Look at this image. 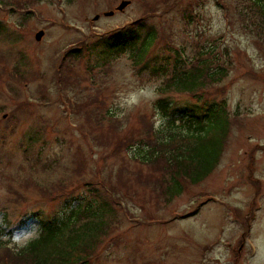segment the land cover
<instances>
[{
  "label": "rangeland",
  "instance_id": "rangeland-1",
  "mask_svg": "<svg viewBox=\"0 0 264 264\" xmlns=\"http://www.w3.org/2000/svg\"><path fill=\"white\" fill-rule=\"evenodd\" d=\"M122 1L25 0L22 6L29 4L30 18L22 28L17 26L24 11L0 5V24L15 42L0 41V226L6 225L0 234L13 235L9 250L23 247L39 232V220L30 218L33 213L47 216L70 197L89 198L84 182L109 190L111 181L118 191L109 190L117 196L112 206L121 224L89 264H264V57L262 41L240 28L244 11L237 14L249 0H179L165 11L163 0H128L119 11ZM141 1L155 8L148 17L160 28L161 40L151 56L166 45L179 46L191 58V49L208 42L219 54L229 46L232 64L216 91L226 99L230 114L238 112L221 161L203 182L186 185L169 206L156 205L138 182L150 171L131 160L136 151L130 150L141 124L144 135L165 122L153 107L160 80L138 74L126 55L98 60V38L147 14L149 8ZM184 10L193 18L188 26L182 20L188 14ZM248 12L251 20L257 19ZM39 31L44 36L37 42ZM79 43L91 47L77 66L62 63L72 84L59 94L55 67L67 48L78 49ZM14 69L17 76L10 73ZM38 89L48 101H40ZM64 92L69 104L61 100ZM93 95L99 96L95 104ZM173 99L177 110L194 105L190 95ZM106 110L118 118L108 124L115 140L133 137L129 148L115 151L116 142L110 144L102 119ZM41 118L49 125L40 133L41 143L23 152ZM36 159L39 165L32 169ZM40 164L51 168L43 171ZM122 170L127 171L128 190L117 178ZM0 256L10 264L4 252Z\"/></svg>",
  "mask_w": 264,
  "mask_h": 264
},
{
  "label": "trees",
  "instance_id": "trees-1",
  "mask_svg": "<svg viewBox=\"0 0 264 264\" xmlns=\"http://www.w3.org/2000/svg\"><path fill=\"white\" fill-rule=\"evenodd\" d=\"M24 1L18 0L16 1L18 4L14 5L8 3V0H0L1 7L17 8L24 11V15L20 17L18 28L24 27L30 18V13L27 10L29 4L26 3L22 6ZM67 1L68 4H71L75 0ZM176 1L179 0H163L164 11L168 10ZM143 2L149 3L147 0H143ZM248 3L245 7L249 8L243 7V10L237 11V14L244 11L241 16V19H244L241 21L240 28H248L249 34L257 42H263L259 44L264 57V0H249ZM141 5L143 8H149L147 11L149 15L142 13L133 22L117 28L111 27V32L107 31L105 37L102 35L98 38L101 42L99 47L102 50L98 56L102 58L98 60L104 62L126 55L130 59L132 68L137 70L138 74H145L151 79L160 80L157 90L159 96L153 107L165 122L159 128L151 126L147 134L144 135L140 134L144 129L141 124L137 141L130 145V150L136 151L131 160L145 166L150 171L149 175H144L145 180L141 178L138 182L144 184L142 186L148 188L152 193L151 197L154 198L156 205L169 206L175 198L182 194L186 185L195 186L203 182L221 161L224 145L231 133L232 123L234 120L236 121L238 112L230 114L226 99L218 96L216 91L228 78L232 64L229 46L223 47L222 53L219 54L216 46L208 44V42L200 49L198 47L196 51L191 49V58H188L185 52L182 54L179 46H175L174 49L166 45H164L165 51L162 50L158 55L151 56V49L161 40L159 38L160 28L155 20L153 22L148 17L151 13L156 12L155 8L151 5L146 6L142 1ZM248 11L256 14L257 19L251 20ZM184 12L188 13L185 10ZM188 14L182 16V20L187 26L193 23L191 14ZM5 33L4 26L0 24V41L15 43ZM75 44H78V41ZM198 45L196 44V46ZM90 47L91 44L79 43L78 49L68 47L63 57L59 58V64L55 67L59 94L63 92L62 90L69 88V84H72L71 76L62 70V63L67 62L70 67L77 66L86 56L84 52L89 51ZM65 59L66 61H64ZM10 73L17 76L19 71L14 69ZM62 74L63 77H61ZM211 90H214V94H211ZM184 94L193 98L194 105L177 110L173 103V96ZM37 95L42 97L40 101H48L42 91H39ZM66 97L65 92L61 94V100L64 99L68 103ZM98 98L99 96L93 95L90 101L95 104ZM81 104L82 102L78 100L79 111ZM102 119L105 120L110 144L113 141L116 142L114 150L120 151L122 148H129L128 143L133 139L131 135L128 138L115 140L114 133H111L108 128V124L118 118L111 116L106 110ZM41 122L39 121L36 126L38 129L27 138L23 152H26L28 147L32 148V146L41 143L40 133L49 127L48 124H45L44 119L41 118ZM113 129L115 132L117 126L115 128L113 126ZM38 165L39 159H36L32 164V169H36ZM40 167L43 171H48L51 168L48 164H40ZM126 173V170L120 171L117 178L122 183V187L128 190L129 188H125L128 183V179L124 177ZM91 184H93L92 181L82 184L86 188L87 192L85 193L90 195L89 198L78 196L75 200L70 197L60 204L58 210L47 216L33 213L30 217L29 214L28 217L39 220V232L36 238L25 246L9 250L6 246L4 247L5 243L2 239L7 237L9 242L11 234H0V255L4 252L5 259L10 264H89L91 257L109 238L113 230L121 224L112 206L113 202L117 203V196L113 193H118V191L111 181H107V184L113 193L106 188H92ZM57 188L65 187L57 184ZM21 221L24 222L23 219ZM5 226L4 224L0 228H5ZM0 264H7L1 256Z\"/></svg>",
  "mask_w": 264,
  "mask_h": 264
},
{
  "label": "water",
  "instance_id": "water-1",
  "mask_svg": "<svg viewBox=\"0 0 264 264\" xmlns=\"http://www.w3.org/2000/svg\"><path fill=\"white\" fill-rule=\"evenodd\" d=\"M129 3H130V1H128V0H125V1H122L121 3H120V6L117 8V10H119V11H121V10H123V8L125 7V6H127V5H129ZM107 15V14H106ZM98 18H97V16L94 18V20H97ZM43 31H39V32H37L36 34H35V40L37 41V42H39L40 40H41V38L43 37Z\"/></svg>",
  "mask_w": 264,
  "mask_h": 264
}]
</instances>
